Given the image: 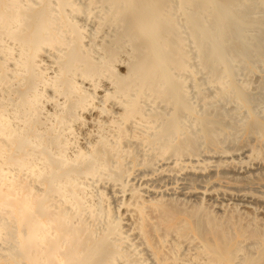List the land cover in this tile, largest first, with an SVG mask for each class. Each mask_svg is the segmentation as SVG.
Returning a JSON list of instances; mask_svg holds the SVG:
<instances>
[{"label":"bare ground","instance_id":"6f19581e","mask_svg":"<svg viewBox=\"0 0 264 264\" xmlns=\"http://www.w3.org/2000/svg\"><path fill=\"white\" fill-rule=\"evenodd\" d=\"M263 39L264 0H0V264H264L244 197L215 213L127 180L157 158L204 170L192 158L241 128L264 143L229 68L262 62ZM230 98L233 132L209 112Z\"/></svg>","mask_w":264,"mask_h":264},{"label":"rangeland","instance_id":"374dc122","mask_svg":"<svg viewBox=\"0 0 264 264\" xmlns=\"http://www.w3.org/2000/svg\"><path fill=\"white\" fill-rule=\"evenodd\" d=\"M253 32L255 33V31H250L249 33L252 35H255V34H253ZM263 42H264V39H263ZM244 46H245V44L242 45L241 47L239 46L241 49L239 47H238V49H240V50H242L243 48L245 49ZM253 55H254L253 57H255V58H253L251 60H250V58L245 59L242 57V59L240 60L241 61L240 63L238 62V60H236L237 62L236 61H230L229 64L232 63L233 68L230 65H229V68L231 69L233 82L237 86H242V87L244 86L243 88H244L245 97L247 98L248 95L252 96V97L250 96L252 98L251 100L247 98L249 111H251L253 113L252 108H257L258 111L253 109L255 111L253 114L259 120L264 122V119H263L264 118V67H263L264 66L263 65L264 60H262V62H261V60L258 59L259 57L256 53H254ZM254 59L255 60L257 59L258 63L255 62ZM253 60H254V62H253L254 65H252V62H251ZM235 68H237V70ZM233 70H234V72H233ZM235 72H236V75H235ZM199 75L201 76V79H203L204 77L206 78L204 73H202V72L196 73L194 75V80L198 84L200 81L199 80L200 78H198V77H200ZM205 78H204V81H205ZM189 82H190V80L188 81V83ZM205 83H206V81H205ZM190 84H191V82H190ZM200 84L199 85L202 87V89L206 88L204 91L205 92L207 91L208 93L207 92L206 93L208 95L209 94L212 95L214 93V91L212 90L213 86H211L209 84L205 85L204 82H202V81ZM202 84L204 85V87ZM209 88H212V89L210 90ZM214 90H215V88H214ZM192 93H193V91H192ZM192 100H194V97L192 98ZM194 101L196 103L197 99H195ZM250 102H252L254 104H252ZM221 103L224 104L223 105L224 107L221 105ZM196 104H198V103H196ZM200 104H198L196 106L201 107ZM232 105H233V107H232ZM235 105L238 107V108L236 107L237 110L235 108ZM253 106H255V107H253ZM198 107H197V109H198ZM214 107L216 108L217 111L215 110ZM227 108H229V109H227ZM233 108H235V111H233ZM199 109H198V111L200 112L201 109L200 110ZM219 109H220V111H219ZM222 109L228 110L227 113H222L221 112ZM209 112L211 115H215L216 112L221 113L224 116L223 117L224 121H226L227 124L229 123V121H230V123H229L230 125L233 123L230 126V128H232L231 129L232 132H233L235 125L238 126V127H236L237 130L241 128V126H239V125H241L247 119V116H245V114L248 115L247 108L239 105L238 102H235L233 99L231 100V98L215 101V105L213 104V106L210 107ZM233 112H235L236 114L233 115ZM243 113H244V116L241 117L243 115ZM226 116H232V117L228 118ZM233 125H234V127H233ZM228 127H229V125H228ZM230 128H228V132L230 131ZM235 129H234V131H235ZM241 129L238 130L235 134L236 137L240 134L238 136V138H235L236 140L232 139V140H234L233 142L229 140L230 141V142L228 141L229 143H227L225 141L226 144L224 143V145L222 143L221 148H223L225 150L224 151L225 154H224V152H217L216 153L214 151L208 152V151L203 150L201 152L202 154L200 153V155L194 156L191 160V164L196 165L197 163L201 164L203 162H205V163L207 162L209 164V165L206 164V168H204V170H199L196 173L195 172L190 173L187 170V168L184 167L185 163L188 162V159H184V160L182 159V161H180V163H179L180 165H176V164H173L174 163L173 158H165V159L157 158L156 160L154 159L155 163L152 161L153 164L150 165L149 168H146L147 166L145 167V165L143 166L141 164H138V165H134L135 163L130 164L129 160H128V165L130 164V167L127 165L129 168V174L127 176L128 184L134 183V185H136V186H137V184L140 185V187L142 185L146 186L148 191H147V193H144V195H146V194L149 195L148 192L151 193L149 196L146 195L148 197H153V196L154 197H158V196L162 197L163 196L164 198H171V199H175V200L176 199L184 200V201H186V203L188 202L189 204L191 202L192 203L194 202V204H195V203H197V201L200 202L202 200V203L206 204L205 206L206 207L208 206L209 209H213L214 212L215 211L219 212L220 209H222L224 207V206L220 207L221 202H223V201L224 202L222 204L223 205L225 204V207H226L227 200H228L227 206L228 205L232 206L231 204L233 203L234 206L236 204L238 209L239 208L242 209V206L240 204L241 201L238 200L239 201L238 202L236 200L240 197H244L245 200L250 201L251 207L254 206V207H252L251 210L254 213L256 212L255 214L257 216L259 215V218L264 219V207H263L264 206V200H263L264 199V150H263L264 149V145H263L264 143L258 142L256 140L255 136L252 134H249L251 136L246 135L247 133H245ZM255 143H256V146H255ZM260 144H262V145H260ZM254 146L256 147V150H258V152H259L257 154L258 156L255 155L256 157L254 156V154H252V149ZM225 147H226V149H225ZM247 147H249V148H247ZM228 149H230L229 150L230 152L228 151ZM137 155L140 158V157H142L143 154L140 152ZM224 155H225V157L227 155H229V156L224 158ZM231 156H232V158H231ZM253 156L255 159L253 158ZM139 158H138V161H139ZM227 158H229V159H227ZM220 160L222 162L225 161L224 163H226V164L220 162L222 164L221 165L219 163ZM218 163H219V165H217ZM214 165H217V166L215 167ZM179 166H182L181 169L180 168L178 169ZM187 172L190 175L192 174L191 177ZM203 175H205V176H203ZM204 179H205V181H204ZM243 179H244V181H243ZM115 187L113 188L112 196H111V190H109L110 192L108 194L111 197V198H109V201H110L109 203L111 206L115 205L114 208L118 205L117 202L119 201L120 196H121V191L118 189L117 186H115ZM190 191H193V192H190ZM202 191L204 192V194L202 195V197L201 196L198 197V195ZM195 193H197V194H195ZM115 195H116V197H115ZM118 196H119V199L117 198ZM232 196H234V197H232ZM258 203H259V205H258ZM112 204H114V205H112ZM254 210H256V211H254ZM260 211H262V212H260ZM218 212H215V213H218ZM261 213H263V214H261Z\"/></svg>","mask_w":264,"mask_h":264}]
</instances>
